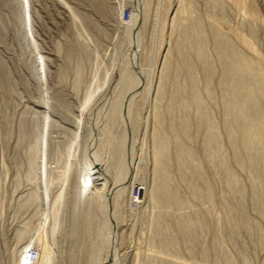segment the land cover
Wrapping results in <instances>:
<instances>
[{
    "label": "rangeland",
    "instance_id": "1",
    "mask_svg": "<svg viewBox=\"0 0 264 264\" xmlns=\"http://www.w3.org/2000/svg\"><path fill=\"white\" fill-rule=\"evenodd\" d=\"M180 1L171 0L169 3L172 2L173 4L171 5L175 8L180 4ZM206 1H191L194 9L196 8L195 10L201 14L198 15L200 21L204 18L203 24L206 22V13H208ZM250 1L256 5L258 17L252 14L249 15L250 18L245 17L231 3L226 7V10L231 6L233 8L227 10L228 12L225 10L226 14H228H225V16H227L226 19L227 22L229 21V25L233 27L246 26L251 20L255 32L254 40L256 41L254 42L259 52L250 53L247 50L245 52L246 54L249 52L248 54L252 58L260 59L262 57L261 63L264 68V0ZM169 3L153 0L150 19L145 30V41L147 43V55L145 57H150L149 60L151 62H147V67L150 69L151 81L154 79V82L151 93L145 100L142 99L143 104H141V98L138 99L139 96L135 104L138 107L134 106V113L137 111L134 114L137 117V127L133 151L136 166L134 164L132 169L135 172H133L135 176L133 184L125 191L117 207L118 213L121 212L118 218L122 222V225L119 223L118 226L119 235L121 232L123 235L121 234L122 237L120 235L122 242L120 243L118 240L122 249L118 246L116 249L119 252H124L126 257L125 264L132 263V255L136 252V248L140 249L142 253L140 256L141 264H152V262L154 264H165L167 260H174L178 256L179 261L184 259V261H181L183 264H201L204 260H207L206 264H214L213 262L218 260L228 264H264V208L263 212H260L255 207L256 203L252 195L256 185L254 184L253 176L249 171L241 168L242 165L239 166L240 163L237 157L235 160L233 148L231 149L232 145L225 134L223 127L225 113L223 101H221L222 95L219 93L220 90L218 91L222 67L211 44L207 45L206 50L208 49L207 53L212 62H214L213 86L216 91L214 99H209L207 91H204L206 89L207 76L205 71L199 68L200 62L196 58V52L193 49H189L188 56L190 60H193L194 64L195 62L198 64H195L198 66V69H196L198 73L196 72L195 74L198 84L196 85L204 99L208 101L213 116L218 121L222 136L221 148H223L222 151H224L227 161H230V167H232L231 169H233L240 182L242 196H234L229 189L228 183H226V177H223L219 173L220 171L217 172L219 168L216 164L213 165L214 163L207 159L202 143L204 139L203 129L199 130L194 125L190 131L192 137L190 135L187 139L182 137L187 144L194 148L198 156L197 159L204 166L202 168L203 176L205 177L202 181L206 182L200 180L199 185L202 183L206 185L207 183L212 184L213 199L211 198L212 200H210L212 203L208 198L196 199L193 197L192 191L190 192L188 185L185 186L186 183L181 179L179 167L171 164L172 170L170 172L173 171L171 173V176L173 174V181H175L176 186L178 185L182 197L188 200L190 205L182 211H177L176 208V211L174 208L171 209L164 215L165 217H163L162 221L166 223V219H168L166 224H172H168L169 227H172V229L171 227L169 229L171 237L175 238L177 233L181 234H177L178 236L176 235L177 237L175 238L180 243L179 245L177 243V247L180 249L178 253V250L169 253V251H165L162 248L160 250L157 243L153 242V246L151 244L152 241H149L151 240L149 236L150 230H152L151 221L156 213L151 197V190L156 181L153 172V133L160 128L165 130L166 134L169 133L170 138L175 137V128L171 127L172 129L169 128L171 130L168 129V124L173 121L167 112L168 107L175 104L171 103L177 90V86H175L177 84L175 83L178 80H175V78L185 79L184 71H181L178 64L179 59L175 48L179 39L177 37L181 34V31L176 28L173 29L171 18L167 17V20L163 19L162 21L159 19L163 15L161 12L163 11L164 13L166 11L165 9L167 4L169 6ZM107 5V11H101L99 4L94 2V0H0V73H2L0 74V264H16L12 262L13 255L21 243L30 244V248L38 250L36 237L47 216L45 227L48 230L47 235L51 243L52 255L55 259L53 264H101L103 261L106 230L102 224L101 214L92 224L89 222V214L95 211L101 203L100 191L98 188L93 187V178L100 171L108 180V183L111 184L114 180V171L121 165L120 139L122 130L111 122L109 109L114 99L113 96H115L114 90L120 80L121 67L126 61L127 40L125 29L127 30V24H129L131 17L130 10H132L131 0H107ZM79 12L82 13L78 14ZM75 13L79 18L87 16V18L94 21V25L98 24V30L94 28L96 32L94 30L92 32V27H89L91 37L84 31L81 21L75 19L78 24L77 22L74 24L73 16ZM204 15L206 16L204 17ZM260 16L261 20H259ZM164 21H168L167 24L165 22L166 25L163 23ZM160 23L161 25L163 24L162 27ZM75 25L79 28H76ZM79 30L83 33L80 38L81 41L88 42L92 50L97 49L92 52V57L85 58L83 61L80 60L79 43H76V37L79 36L77 33H80ZM89 38L95 39V41ZM161 47L170 50L168 51L170 52L169 60H171V71L169 70L167 77L163 76L162 78L165 98L157 95L155 86L161 77L160 63L163 58L162 54H159V51L157 52ZM97 51L100 53V57H96ZM94 52L97 53L95 54ZM8 78L10 79L9 81H7ZM188 86L187 91L190 89V86ZM187 91L186 95H188ZM107 100L108 102H106ZM169 100L171 101L169 102ZM137 102L139 103L137 104ZM174 110V118L177 120L184 117L196 120L197 112L196 109L194 111L193 107L184 109L174 105ZM158 112H161L162 116L163 114L165 115V117L163 116L165 119H163L161 127L155 122L156 115L154 116V114ZM155 125H158V127H155ZM164 125L166 129H163ZM79 126H82L81 129ZM91 131L94 133H91ZM91 134H93L94 138ZM179 136L181 137V135ZM190 137L191 140H189ZM99 139H104V145L102 141V143L97 141ZM91 145L93 146L91 147ZM94 147L95 149L98 147L102 148L101 153L97 149H93ZM110 147L112 148L109 149ZM173 148L174 146L169 148L171 149L170 156L172 162L177 164L176 152ZM91 152L100 153V155H103V159L107 152H110L111 159L107 173L106 169L105 171L101 170H104L105 162L108 159L101 161L105 165L101 163V166L99 163L101 169H99V166V168L96 167V164L94 167L87 168L85 161L87 158L92 161L93 154ZM86 154L88 155L85 156ZM32 159L35 161L34 169L30 167ZM103 165L104 168H102ZM51 179H54V181L50 183ZM205 184L200 187L204 189ZM138 188L140 189V194L137 193L139 191ZM33 193H36L38 198L34 202L30 198ZM48 193L51 201L50 199L48 200ZM63 199H66L65 204H63ZM226 202H232L231 204L233 205H242L246 217L248 216L250 220L248 227L244 228V226L240 225L239 220L233 215H225ZM183 211L190 214L197 211L196 213H200L205 218L207 217L206 222L208 223L207 226H209L206 230L210 229L208 232L206 230L197 232L199 242H197L193 251L189 250L190 246L185 241L182 232L175 231V229L178 230L179 228L174 225L181 223V217L180 215L178 217V214ZM175 222L177 223L175 224ZM90 227L92 229H89ZM232 228H235V230ZM178 237L180 240H178ZM156 253H158L159 258L155 256L157 255ZM163 253L165 254L159 255ZM171 253H176L177 256L174 257L176 254L172 255ZM206 253L207 258L205 257ZM89 254H92L93 257H89ZM152 257L162 260V262H158L157 259L155 262ZM163 257L164 259H169H165L164 262ZM148 261L150 262L147 263ZM102 263L108 264L106 261Z\"/></svg>",
    "mask_w": 264,
    "mask_h": 264
},
{
    "label": "bare ground",
    "instance_id": "2",
    "mask_svg": "<svg viewBox=\"0 0 264 264\" xmlns=\"http://www.w3.org/2000/svg\"><path fill=\"white\" fill-rule=\"evenodd\" d=\"M159 1L161 3H165V2L169 3L171 0H159ZM191 1L192 0H181L180 4L178 6H176L175 8L172 7V5H171V4H173L172 2L169 3V6L167 4V8L166 9L164 8L166 11L164 10L165 12L163 13V11L161 10L162 11L161 13L163 15H161V17L159 18V19H161V21L163 19L167 20V17L171 18V22L173 23L172 26H174L173 29L176 28L177 30L179 29V31H181V34H179L180 37H179V35L177 37L179 39L177 41L175 48H176L177 57L179 59V60L177 59L179 61V63L178 62L177 63L180 65L179 67H180L181 71H184L185 79L180 80V78L179 79L175 78V80L176 79L178 80L177 83H175V84H177V85H175V86H177V90H176V94L173 95L174 96V98L172 99L173 102L171 100H169V102L171 101V103H173V104L175 103L174 105H177V107H180V108L182 107L184 109H187V108L191 109V107H193L194 111L196 109V112H197L196 120L192 119L193 120L192 121L190 117H184L183 119L177 120L174 118L175 117V110H176V109L174 110V105L171 107H168L167 113L170 115L169 117H171V119L173 121V122L171 121L172 123L169 122L171 124H168V129L171 127L175 128V130L173 129L174 133L176 132L175 137L173 136V138L172 137L170 138V136H169L170 134L169 133L166 134L165 133L166 131L162 130L160 128L156 129L155 132L153 133V150H154V152H153L154 153V156H153L154 157L153 158L154 159V167H153L154 171L153 172H154L156 181L154 182L153 189L151 190L152 192L151 191L150 192H151V197L153 200V205L156 208V210H155L156 213L153 216V218L151 217L153 220L151 219L152 220L151 221L152 222L151 223L152 230H150L151 233L149 234V236H150L151 240H149V241H152L151 244L153 242L157 243L158 246L160 247V250L162 248L165 251L166 250L169 251V253L172 251L176 252V250H178L177 253L179 252L180 248L177 246L180 243H178L175 238L181 234H178L176 232L178 234V235L176 234L177 235L176 236L175 232L172 230L174 232L175 238L171 237L172 235L169 231L171 226L169 227L168 224L169 225H172V224H170V223L166 224L168 219H166L167 221L164 220V221H166V223H164L162 221L163 217H165L164 215L167 212L171 211V209H173V208H174V210L176 208L177 211L178 210L182 211V210L186 209L188 207V205H190L188 200H186L182 197V195L179 192L178 185L176 186V184L174 183L175 181H173V177H172L173 174L171 176V173L173 171L170 172V170H172L171 164H174L177 167H179V170L181 172V173L180 172L179 173L181 174L180 176H182L181 179H183L184 182L186 183L185 186L188 185V187L190 188V192L192 191L191 193H193V197H195L196 199L208 198L209 201L213 199V197H212L213 196L212 195L213 190H212V186H211L212 184L207 183V185H206L204 183L205 184L204 189L202 188L204 186L203 183H202L203 185L201 184L202 187H200L201 185H199L200 184L199 181L204 180V177H205V176H203L204 172H203V168H202L204 166H202L203 164L200 163L201 161L197 159L198 156L196 155V151L194 150V148L191 147L189 144H187L185 139H183V137H186V139H187L189 137V135L191 136L190 131L194 125L199 130L203 129L204 139H203L202 143H203L204 153H205V156L207 157V159L210 162L214 163L213 165L216 164V166L219 168V170H217V172L220 171L219 173H221L223 177L224 176L226 177V180H227L226 183H228L229 189L234 194V196H242V191H241L242 188H241L240 182H239L236 174H234L233 169H231L232 167H230V163H229L230 161L229 162L227 161V157L225 156L224 151H222L223 148H221V145H222L221 137L222 136H221V133L219 130L220 128L218 126V121H216V119L214 118L213 113L209 107L208 101H206L204 99L201 92L197 88L198 84L196 82V75L195 74H196V72L198 73V71H196V69H198L197 68L198 66L195 65V64H197L196 62L194 64L192 62L193 60L189 59V56H188L189 49H193L196 52L195 55H197V57L196 56L195 57L197 58V60H199L200 63L198 61L197 62L201 66V67L199 66V68H202L206 73L207 83H206V89L204 91H207V94H208L207 96L209 97V99H214L216 97V91H215V88L213 86V76L215 75V73L213 75V72H214L213 64H214V62H212L209 54L207 53L208 49L206 50V48H207L208 44H211V45H213L212 47H214V49H215V52H216L215 54L218 56L217 58L219 59V64H221V67H222V71H221L222 76H221V78L219 77L220 79L218 82V87H219L218 91L220 90L219 93H221V95H222L221 101H223V108H224V113H225V115L223 117V119H224L223 127L225 130V134L227 135L228 140H229L230 144L232 145V147L231 146L230 147H231V149L233 148L232 151H234L233 154L235 155V160L237 157V159L240 163L239 166L242 165L241 168L246 169L253 176V179H254L253 181H254V184L256 185V187H254V189H253V195H252L253 199L256 203L255 207H257V209L260 212H263V208H264V68H263L262 63H261L262 57L259 59V58H255L253 56L255 58L254 59V58H252V56H250L248 54L249 52L247 53L249 56L245 52V50L250 51V53L251 52L252 53L259 52L257 47L255 46L256 45L254 42V41H256V40H254L255 39V37H254L255 32L253 30L251 20H250V22H248V25H246V26L244 25V26H234L233 27V26L229 25V21L227 22V19H226L227 16H225L226 11L229 10L230 8H233L231 6L230 8L228 7V9L226 10V7L229 6L231 3L236 8H238L243 13V15L245 17L248 18L250 14H252L253 16L256 15L258 17L259 15L257 13L256 5L250 0H207V1L205 0L207 2L206 8H208V10H207L208 13H206L207 11L205 12L207 14V16L204 15V17L206 16L207 18H206L205 24H203L204 18H202L201 19L202 21H200V17L198 16L200 14V12L198 13L197 10H195L196 8L194 9V7H193L194 5ZM64 2H66V1H64ZM94 2H97V4H99V9L101 11H107V9H108L107 0H94ZM193 2H194V0H193ZM152 3H153V0H131V7H132V8L130 7L132 9V10H130V13H131L130 16L131 17L129 19V24H127L128 27L126 26L127 30L125 29L126 40H127L126 61L122 65L123 67H121L122 72L120 75V80L117 83V86L114 90L115 96H113L114 99H113L111 106H110V109H109L110 110L109 116H110L111 122L114 125H117L122 130V135H121V139H120V145H121L120 146L121 147L120 152H121V157H122L121 165L116 169V171H114V173H115L114 174V180L111 184L108 183V180L98 170L97 171L99 173L97 172V174L93 178L94 182L92 181L93 187L96 189L98 188L100 191L101 203L99 204V206L96 208L95 211H92V213L89 214V222H90V224H92L94 221H96L98 219V216L101 214L102 224H103L104 229L106 230L105 251H104L103 261L108 262V264H125V259H126L124 252H121V251L119 252L116 249L117 246L120 249H122L120 247L121 246L120 243L122 242L120 235L122 234V232L119 235L120 231L118 229L119 223L122 225V222L119 221V218H118V216L121 215L120 214L121 212L118 213L117 207L120 204V201H121L120 199H122V196L124 195L125 191L133 184L134 176H135V174L133 175L134 171H132V169L134 168V164L136 166V163L134 162L133 151H134L135 134H136V127H137V117H135L134 114H136L137 111L134 113V110H135L134 106H136L135 105L136 100H138L140 98H141L140 100L142 101V103L141 102L140 103L143 104L142 99L145 100L146 97L149 95V93H151V89H153L154 79H152V81H151V78L149 75L150 69L147 67L148 66L147 62L149 63L150 57H148V58H147V56L145 57V55H147V53H146L147 43L145 41V34H146L145 30H146L147 23L149 22V19H150ZM177 4H178V2H177ZM66 5H68V4H66ZM70 13H71V11H70ZM80 13H82V12H79L78 14H80ZM106 13H108V12H106ZM110 13H111V11H110ZM86 15H88V14H86ZM226 15H228V14H226ZM73 18H74L73 20L75 22V23L73 22L74 24H76V22H77V20H75V19H78L79 21H81V25H82L83 29H85L84 31H86L89 36H90L89 32H91V31H89V27L90 28L92 27V32H93L94 28H96V29L98 28V26H97L98 24L94 25L93 24L94 21L91 20L90 18H87V16L86 17L82 16L79 18L77 16V14L75 13ZM259 20H261V16H260ZM165 22L167 24L168 21H164L163 23L165 24ZM77 24H78V22H77ZM169 24H170V22H169ZM160 25H161V23H160ZM162 26H163V24L161 25V27ZM75 27L79 28L76 25H75ZM99 27H100V25H99ZM173 29H172V31H173ZM95 30H94V32H96ZM79 31H80V33H77V34H79V36L76 37L77 38L76 43L77 42L79 43V49H80V55H81L80 60L83 61L85 58L92 57V52L96 51L97 49L92 50L90 48V44L88 42L81 41L80 38L83 35V33L81 32V30H79ZM86 38H88V37H86ZM93 38H95V37L93 36ZM89 39L95 41V39H91V38H89ZM85 40H87V39H85ZM99 48H100V46H99ZM168 50L169 49H167V50L164 49V47H161L160 50H157V52L159 51L158 52L159 54H162V58H163V60L160 63L161 77L159 76L160 79H159V82L157 81L158 84L155 83V84H157V85H155L157 95L160 97H164L163 91H165V90H163V89H165L164 86L162 87V84H163L162 78H163V76H166V75L168 76L169 70L171 69L170 68L171 67V60H169L170 59V57H169V54H170L169 51L170 50L169 51ZM77 52H79V51H77ZM99 54L100 53L98 52L96 57H98ZM104 54H105V52H104ZM71 57H72V55H71ZM78 57H79V55H78ZM96 57L94 56V58H96ZM69 58H70V56H69ZM51 61H52V59H51ZM156 61H157V58H156ZM156 61H154V62H156ZM78 62H80V61H78ZM155 64H157V62ZM156 69H157V67H156ZM153 73H154V70H153ZM0 74H2V73H0ZM177 75H179V74H177ZM9 80L10 79L8 78L7 81H9ZM217 81H216V84H217ZM5 82H6V80H5ZM187 85L190 86L189 91L186 90ZM154 91H155V89H154ZM186 91H187L188 95H186ZM111 92H112V90H111ZM106 102H108V100ZM138 103L139 102H137V104ZM141 104H140V106H141ZM60 105H63V104H60ZM66 105H68V104H66ZM136 107H138V105ZM164 108H166V107H164ZM178 111H179V109H178ZM160 113L158 112V113L154 114V116L156 115L155 117L157 120V121L155 120V122H157L158 125H160V127H161L163 124V121H164L163 119H165L164 118L165 115L163 114V116H164L163 117ZM158 125H155V127L156 126L158 127ZM169 125H171V126H169ZM81 127L82 126H79L80 129H81ZM163 129H166L165 125H164ZM171 129H169V130H171ZM98 131H99V129H98ZM91 133H94V132L91 131ZM91 135L93 136V134H91ZM179 135H181V137ZM191 137L189 138V140H191ZM195 137H196V135H195ZM93 138H94V136H93ZM96 138L98 139V137H96ZM96 138H95V140H96ZM89 139H90V137H89ZM95 140H94V142H95ZM103 140L99 139L97 141L98 142L100 141V143L103 142L102 144L104 145L105 142ZM100 143H98V144L100 145ZM98 144H97V146H99ZM102 144H101V146H103ZM92 146L93 145H91V147ZM170 146H174L173 149H175V152H176V154L175 153L174 154L176 155L175 158L177 159V162H176L177 164L172 162V159L170 156V152H171L170 150L171 149H169ZM111 148L112 147H110L109 149H111ZM93 149H95V147ZM96 149L98 150V152L101 153L102 148L100 149V147H98ZM99 149H100V151H99ZM95 152H97V151H95ZM95 152H93V153L91 152L93 154L92 155L93 158H91L92 161H90L87 157H85L88 159V160L86 159V161H85L87 168L89 169L92 166L94 167V165L96 164L97 165L96 167L99 166L100 168L99 167L98 168L101 169V166H102L101 163L104 164V162H101V161H105L108 159L107 160L108 162L107 161L105 162L106 165L104 164L105 168H104V165L102 167V168H104V170H101V171H105V169H106V173H107V171L109 170V167H108L109 161L111 159L110 158V152H107L104 159L102 158L103 155H100V153H95ZM201 153L203 154V152H201ZM87 155L88 154H86L85 156H87ZM99 163L101 164V166ZM228 163H229V165H228ZM239 163L237 162V164H239ZM34 164H35V161H34V159H32L30 161L31 169H34ZM86 165H84V166H86ZM175 169L178 170L177 168H175ZM76 170H79V169H76ZM91 170H93V169H91ZM91 170H90V172H92ZM70 172H72V171H70ZM76 172H78V171H76ZM93 174H94V171H93ZM52 175H54V174H52ZM68 175H69V173H68ZM206 177L208 178L207 175H206ZM76 178H77V176H76ZM53 181H54V179L53 180L51 179L50 183ZM73 181L75 182V180H73ZM202 182H206V181H202ZM73 184H75V183H73ZM67 190H69V189H67ZM74 191H76V190H74ZM71 192H73V191H71ZM138 192L137 193L140 194V189ZM47 197L49 200L50 199L49 193H48ZM30 198H31V201H33V202L38 199L36 193H33ZM50 201H51V199H50ZM53 203H54V201H53ZM65 203H66V199H63V204H65ZM226 203H228V202H226ZM226 203H225L226 212L223 209L225 212V215L226 214H228L230 216L233 215L234 217H236L239 220L240 225L244 226V228L248 227L250 225V220H249L248 216L246 217V214L243 211L242 205L241 204L238 205L237 203H236L237 205H233V204H231L232 202L228 203V204H226ZM153 205H152V207H153ZM74 206H75V204H74ZM189 208H188V210H189ZM153 209H154V207H153ZM74 211H75V209H74ZM145 211H146V209H145ZM184 212H186V211H183L181 214L177 213L178 217H179V215L181 217V223L179 222L177 225H174V226H177V228H179L178 230L175 229V231L182 232L185 241L190 246L189 250L193 251V249L196 248L197 242H199L198 237H197V235H198L197 232L200 230L208 229L209 225L207 226V224H208L206 222L207 217L205 218L204 216L200 215V213L199 214L196 213L197 211H195V213H193V214L192 213L190 214L188 212L184 213ZM233 216H232V218L234 219ZM47 219H48V216L44 220V222L41 226V229H39L40 231H38V235L36 237V239H37L36 244H37L38 250H36L35 248H30V244H26V243L19 244L16 252L13 255V261H12L13 263L15 262L16 264H26L27 263V253H29L31 250H35L38 253V258L34 262V264H53L55 259L53 258L51 243L49 242V237L47 235L48 230L45 227V223H46ZM71 219H74V218H71ZM178 219H180V218H178ZM237 219H236V221H238ZM227 220H228V218H227ZM177 221H180V220H177ZM217 222H216V224H217ZM176 223L177 222H175V224ZM236 225L238 226L237 222H236ZM89 229H92V227H90ZM121 229H123V228H121ZM171 229H172V227H171ZM233 230H235V228ZM168 231H169V233H168ZM213 233H216V232H213ZM122 235H121V237H122ZM147 238H148V236H147ZM118 240L120 241V243L118 242ZM178 240H180L179 237H178ZM177 243H178V245H177ZM158 246H157V248L159 249ZM136 249H137L136 252L133 253V255H132V263L131 264H141L140 263V256L142 255V253H141L140 249H138V248H136ZM191 251H190V253L193 254V252H191ZM159 253H161V252H159ZM169 253H167V254H169ZM156 254L157 255H155V256L159 258L158 253H156ZM164 254L165 253L159 254V255L161 256ZM171 254L173 255L176 253H171ZM89 255H88L89 257H93L92 254H89ZM149 255H151V254H149ZM149 255H148V259H149ZM170 255H169V258H170ZM179 255H180V253H179ZM155 256H153V257H155ZM176 256H177V254L174 257H176ZM164 257H163V259H164ZM205 257L206 258L208 257L207 253H206ZM169 258H167V259H169ZM178 258H179V256L176 257V259L173 258L174 260H172V259L167 260L165 258L167 261L165 262V259H164V262H165V264H183V263H181V261H184V259L179 261ZM156 259L157 258H155V259L153 258V261L156 262ZM157 261L162 262V260H158V259H157ZM206 261L207 260H204L202 263L200 261V263L206 264ZM102 262H101V264H103ZM149 262L150 261H148L147 263H149ZM151 262H152V259H151ZM185 263H186V261H185ZM213 263L214 264H228L226 262L223 263L221 260L214 261ZM97 264H99V263H97ZM152 264H154V262H152ZM162 264H164V263H162Z\"/></svg>",
    "mask_w": 264,
    "mask_h": 264
},
{
    "label": "built area",
    "instance_id": "3",
    "mask_svg": "<svg viewBox=\"0 0 264 264\" xmlns=\"http://www.w3.org/2000/svg\"><path fill=\"white\" fill-rule=\"evenodd\" d=\"M37 258H38V253L35 250H31L29 253H27V263L26 264H34Z\"/></svg>",
    "mask_w": 264,
    "mask_h": 264
}]
</instances>
